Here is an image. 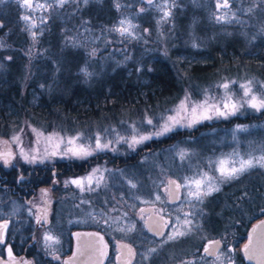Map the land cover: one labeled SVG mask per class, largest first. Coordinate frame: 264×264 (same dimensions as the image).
Here are the masks:
<instances>
[{
	"label": "rangeland",
	"instance_id": "rangeland-1",
	"mask_svg": "<svg viewBox=\"0 0 264 264\" xmlns=\"http://www.w3.org/2000/svg\"><path fill=\"white\" fill-rule=\"evenodd\" d=\"M55 1L57 2V0ZM75 1L77 0L70 2V7H72L69 10L71 19L69 25L59 23L45 28H42L44 26L34 28L21 25L19 28L11 27L5 30V41H0V45H2L0 46V70L2 63L15 62L23 72L21 80L24 86L30 80L28 74L31 71L32 62L36 60L35 73L40 80L46 81L50 86L49 88L47 85V91L55 97L62 96L69 91L67 81L73 79L71 78L74 73L72 66L77 60L67 59L69 56L66 51L57 53L51 46L54 41L66 45L67 39L72 42H81L69 35H72L73 32L78 34V30L81 28L79 26L82 24L88 26L85 27L86 30L82 32V35L90 45L81 43V47L77 48L78 43L71 44L79 52L83 50L81 57L86 58L89 64V68L86 67V69H91L81 74L83 76L82 81L91 76L95 80L96 77L108 74L110 66L114 64L123 65L124 62H132L133 66H140V61H143V58L147 56L145 55L146 52H159L164 58H170L172 55L169 53H172V50L179 52V50L193 47L195 41L189 39L188 35L201 32L202 36L208 34L207 37L209 38L219 39L231 28L229 27L230 21L229 23H216V17L225 14L224 9H217V0H213L212 7V0H200L203 3L206 2V5L187 3L189 8L184 12L189 16L190 21L186 23H182V16H178L176 12L172 11L175 7L172 6L173 0L170 2L157 0L159 1L158 5H161L158 6L156 1L155 5L143 11L144 13L134 9H122L120 12L121 20L130 21L133 27L129 29L131 34L121 35L114 30L121 27L120 22L116 24V28L111 23L109 25L97 24L96 19H93L92 16L95 15L94 12L87 11L89 8H84L86 4L83 0L78 4L79 9ZM95 1L103 4L104 1H109L115 5V2L119 0ZM191 1H194L193 3L198 2V0ZM88 2L93 3L94 0H88ZM177 3L179 2L175 0L176 6ZM162 9L170 10L172 13L166 22L162 19ZM125 10L133 14L131 18L126 15L128 13H122ZM64 12L65 14H52L54 15L53 18H65L66 11L64 10ZM95 12H99V10ZM108 13L110 17L105 15L107 20H112L113 16L114 20L118 17L116 11ZM193 13H197L198 17L192 21L191 15ZM261 15V12H258V16ZM135 16L145 20L152 16V21L158 22L159 25L149 24L143 27L134 20ZM191 23L194 25L190 27L196 33H191L189 28V32L186 29L181 30V32L174 30L175 25H178L179 28L182 24L189 26ZM111 25L113 26L111 27ZM137 25L141 27V31L138 33L137 28H135ZM238 26L240 28L251 27L249 22L246 23L245 21ZM252 26L259 27L256 24ZM72 28L73 31L69 32V29L72 30ZM10 30L11 40L7 36ZM33 33H35V38H33ZM61 34L66 35L67 39L63 38L64 35L59 38ZM1 38L2 34L0 33ZM124 41L129 44H124ZM200 43L207 44L206 41H200ZM59 48L60 46L56 51ZM35 55H41V57L34 59ZM178 56L180 57L177 58L179 67L184 54ZM48 61H51V64H47ZM238 64L231 68L220 69L214 77H204L205 79L201 80H196L195 76L189 73L178 72V80L180 84L182 82V86L179 92L173 96L165 97L151 105H137L132 109L128 108L122 111L114 110V107H111L107 112L100 113L99 116L101 117L99 118L92 116L84 119L68 118L58 115L57 111L54 110L50 117L44 119L37 113L21 112L17 119L0 123V134H5L16 155L28 162L50 164V162L64 161L73 165L71 170L69 168L66 190L64 194H59L58 200L62 203L59 204L60 211L79 216L86 221V224L89 223L90 219L92 220L93 214H97L101 218L113 217L115 233H122L125 238L129 236L138 243L133 264H147V262L143 263V260L149 258V251L153 254H165L163 255L167 258L165 260L172 259L176 257L172 255L181 249L178 250L177 247L166 252L165 248L182 236H176L174 239H169V236H172L176 231H185V228L188 229L191 225L174 226L167 230L163 237L161 236L162 239L145 234L134 235L137 234L134 229L140 227L135 226L134 218L129 214L136 212L139 205L145 204L144 202H157V196L162 199L164 195L161 183L169 178H174L183 185L186 178L199 179L201 174L205 172L209 176L219 177V173L215 170L216 165L211 162L229 157L238 160L239 158L248 159L264 156V109L258 111L250 107L246 103L250 97H245L244 89L241 88V85L251 81L252 94L258 98H264V75H261L259 71L254 70L248 64ZM100 69L105 74H100ZM175 70H177V66ZM7 74H2V78L3 75ZM225 83L229 85L227 89L222 87ZM186 95L190 97L187 102L189 110L187 112L179 111L178 114L179 105ZM228 97L231 99L229 100ZM206 99H208L209 105H216L220 111H231V109L223 107L224 103L236 104L237 110L233 114L221 116L211 107L207 109L198 108L196 116L193 117L191 108L203 103ZM169 116H175L180 123L173 126L171 131L156 136L155 133L162 129ZM202 116H210L211 118L203 119ZM148 119L152 120L151 125L147 123ZM194 120L195 122H193ZM140 135H151L152 138L130 146L132 138L134 136L139 138ZM69 140H74V143L69 144ZM98 140L101 145L107 144L108 147L97 149ZM80 147L91 154L76 156L71 151H67L70 148ZM122 160L123 163L120 164L115 162H122ZM97 169L98 171L94 172ZM89 175H92L93 178L90 183L85 181L83 190L70 183L71 180L82 179ZM216 183L220 191L204 197L202 205L197 206L204 210L203 225L210 226L208 221L211 207L208 199L212 198L213 194L218 197L225 194V197L235 198L237 203L246 200L248 207L258 205L260 210L264 208V168L259 165L247 170L237 179L223 182L217 180ZM133 184L136 187H132ZM157 186L160 187V193L159 189L154 191ZM187 193L188 189L181 187L180 202L191 198ZM222 202L226 201L223 200ZM220 207L222 208L216 213L226 207L225 203ZM255 208L248 210L250 215L246 219L252 217ZM74 211L81 213L76 214ZM127 212L129 213L126 214ZM114 215L119 216L116 218ZM173 217L174 220L183 219V222L185 218H189L177 214ZM126 218L127 221H124ZM77 219L75 217L70 218V222ZM227 219L230 220V218ZM120 221L125 222L126 225L120 224ZM103 222L107 223L108 219L104 218ZM225 224H227V220ZM210 231L207 229L198 233L194 236V241L202 240L201 238L207 236ZM153 249L155 251H152ZM160 250L164 251L161 252ZM123 259L127 260L128 257ZM165 260H160L157 264L163 263Z\"/></svg>",
	"mask_w": 264,
	"mask_h": 264
},
{
	"label": "flooded vegetation",
	"instance_id": "flooded-vegetation-1",
	"mask_svg": "<svg viewBox=\"0 0 264 264\" xmlns=\"http://www.w3.org/2000/svg\"><path fill=\"white\" fill-rule=\"evenodd\" d=\"M71 1L73 0H67L63 7H59L55 0H32L33 8L26 9L22 7L23 0H0V31L2 34L0 41H5V30L11 27L19 28L21 25L31 27L34 24V28L40 26L45 28L59 23L69 25ZM156 1L153 0L149 4L148 0H119L112 5V9L115 11L119 8L134 9L144 13L143 11L155 5ZM75 2L79 9L78 4L82 0ZM88 3L84 8H89L87 11L92 12L100 10L103 5L95 0L93 3ZM36 4H43L45 8H36ZM64 10L66 19L53 18L57 13L65 14ZM24 16L30 19L25 21ZM116 23V19L111 22L114 26ZM82 26L84 24L79 27ZM10 35L11 30L7 35L9 39ZM5 160L8 162L5 163ZM72 167L73 165L64 161L50 162V164L28 162L17 156L6 135L0 134V226L7 225V228L0 227V236L3 239V243H0V258L8 259L16 264H67L66 258L73 254L75 247L74 232L94 231L102 236L104 245H106L105 255L99 264H133L138 243L129 236L125 238L122 233H115L113 217L101 218L93 214L92 220L90 219L86 224V221L79 216L60 211L59 204L62 203L58 200L59 194H64L66 190ZM169 181H176L180 184L174 178L162 182L161 189L164 195L162 199L157 202H144L145 204H140L136 212L129 214L133 216L135 226L140 227L134 229L137 232L134 235L145 234L158 239L174 226L184 227L183 219L174 220L173 215L176 214L189 217L191 226L188 229L185 228L186 234L182 238L175 239L169 247L165 248L166 252L177 247L178 250L181 249L172 255L176 257L165 260L167 259L163 256L165 254H153L149 251V258H145L143 263L157 264L158 261L165 260L159 264H261L258 258L260 254L252 255L254 257L250 260L244 250L245 245L249 244V237L252 236L257 221L264 216L258 205L253 206L256 208L252 217L246 219L250 215L248 210L253 208L247 206L246 200L237 203L235 198L225 197V194H218L221 197L213 194V197L208 199L211 207L208 221L210 226H205L202 221L204 210L197 207L202 203L194 198L180 202L181 188L178 192L171 191ZM157 189L160 193L159 186L155 187L154 191ZM223 200L226 202H222ZM223 203L226 207L216 213L222 208L220 205ZM79 210L82 211V209ZM127 210L129 211V208ZM74 213L81 212L74 211ZM114 216L117 218L119 215ZM73 217L78 219L70 222V218ZM104 218L108 219L107 223L103 222ZM127 218L124 221H127ZM226 220L227 224H225ZM115 223L117 224V221ZM119 223L122 224L123 221ZM123 225L126 223L124 222ZM207 229L211 230L207 236L201 238L200 241H194V236ZM46 235L52 236L54 240L46 241L44 239ZM210 241H220L219 248L217 249L215 245L209 247ZM93 242L95 243V240ZM205 247H209L211 255L205 253ZM9 249H11V255H9ZM256 250H261L260 243L254 246V252ZM124 257L128 259L124 260ZM138 257L139 254L137 260Z\"/></svg>",
	"mask_w": 264,
	"mask_h": 264
},
{
	"label": "trees",
	"instance_id": "trees-1",
	"mask_svg": "<svg viewBox=\"0 0 264 264\" xmlns=\"http://www.w3.org/2000/svg\"><path fill=\"white\" fill-rule=\"evenodd\" d=\"M166 1L170 2L172 0ZM177 1L179 3H177V6L175 4L176 8L174 7L172 11L176 12L178 16H182V23L190 21L189 16L184 12L189 8L187 3L206 5V2L203 3L200 0L196 3L191 0ZM212 5L213 0L211 7ZM166 9H168L167 6ZM224 10L227 13L225 20L216 21V23H229L230 21L229 27L231 28L222 38H209L207 37L208 34L202 36L201 32L188 35L189 39L195 41L191 48L179 50L180 53L172 50V53H169L172 55L170 58H164L159 52H146L145 55L147 56L143 58V61H140V66L135 67L132 62H124V66L114 64L110 66L108 74L103 73L104 71L100 69L99 73L105 75L96 77L95 80L92 76L85 81L81 80L83 77L81 74L84 71L91 70L86 69V67L89 68V64L86 58L81 57L83 50L79 52L77 49L81 47V43L90 45L82 35V32L86 30L85 27L88 26L84 25L79 28L78 34L76 32H73L72 35L66 34L67 36H74V39L81 42H72L66 38V35H59V38L64 35L63 38L67 39V44H59L54 41L51 46L52 49L57 53L66 51L69 56L67 59L77 60L72 66L74 73L71 78L74 80L67 81L69 91L62 96L55 97L47 91L48 84L46 81L40 80L37 73H35L36 60L32 62L31 71L28 74L30 80L24 86L22 85L23 72L19 69L20 66L16 65L15 62L2 63L0 70V123L17 119L21 112L37 113L40 117L47 119L55 110L61 116L84 119L89 116L99 118L101 117L99 116L100 113L107 112L111 107H114V110L122 111L128 108L132 109L137 105H151L179 92L182 82L180 84L178 80V72L181 73V71L195 76L196 80H201L214 77L220 69L231 68L238 63H242L250 65L254 70L264 75V0H229V9ZM121 11L120 8L116 10L118 13L117 23L121 20ZM108 12H115L109 1L104 2L99 12H94L93 19H96L97 24L109 25L114 20V16L112 20H107L105 15L110 17ZM258 12H261L262 15L258 16ZM122 13H128L126 15L129 18L133 15L128 10ZM197 17V13H193L191 20L193 21ZM134 20L143 27L149 24L159 25L158 22L152 21V16L146 20L135 16ZM244 21L249 22L251 27H237L238 24H243ZM254 24L259 27L252 26ZM192 25L194 24L191 23L189 26L182 24L179 28L178 25H175L174 30L181 32V30H188L189 28L191 33H196L190 27ZM114 27L116 28V25ZM135 28H137V33L141 31L139 25ZM71 31H73V28L72 30L69 29V32ZM200 41H206L207 44H204L206 46L201 44ZM74 43H78L77 48L71 45ZM124 44L129 43L124 41ZM59 46L60 48L56 51ZM180 54H184V58L180 61L178 67L177 58H180L178 56ZM38 57H41V55H35L34 59ZM47 64H51V61H48ZM176 66L177 70H175ZM4 73L8 74L3 75L2 78ZM115 162L120 164L123 163V160L122 162Z\"/></svg>",
	"mask_w": 264,
	"mask_h": 264
},
{
	"label": "snow or ice",
	"instance_id": "snow-or-ice-1",
	"mask_svg": "<svg viewBox=\"0 0 264 264\" xmlns=\"http://www.w3.org/2000/svg\"><path fill=\"white\" fill-rule=\"evenodd\" d=\"M66 2H67V0H57L59 7H63ZM83 2L85 4H87L88 0H83ZM152 2H153V0H148L149 4H151ZM172 6H175V0H173ZM22 7L26 8V9L33 8L32 0H23ZM35 7L36 8H45V5L36 4ZM48 7H51V5H48ZM117 7L119 8V4H117ZM216 7H217V9H229V0H217ZM171 14L172 13L170 10H163L162 19L166 22V19L168 17H170ZM226 16H227V13H225L224 15L217 16L216 19H217V21H223V20H225ZM23 19L25 21H28L30 18L28 16H24ZM120 24H121V27L114 29L115 31L120 32L121 35H124L126 33L131 34L129 32V29L131 27H133V25H131L130 21L121 20ZM124 25H127V26L125 27ZM32 26L35 27L34 24ZM33 38H35V33H33ZM0 46H2V45H0ZM8 59H11V57H8ZM251 83L252 82L249 81L247 84L241 85V88L244 89V96L250 97L246 101V103L250 107L259 111L261 109H264V98H258L256 95L252 94ZM222 87L227 89L229 87V85L227 83H225L222 85ZM228 99L230 100L231 98L228 97ZM189 100H190V97L186 95L185 99L183 101H181V103L179 105L178 114H179V111L187 112L189 110L188 109V103H187ZM209 107H211L213 111H215L218 115H221V116L233 114L237 110L236 104L224 103L223 107L225 109H231V111L230 112L220 111L219 107H217L216 105H209L208 99H206L203 103L198 104L196 106H193L191 108V113H192L193 117H195L198 108L207 109ZM201 118L210 119L211 117L210 116H202ZM193 122H195V120ZM147 123L149 125H151L152 120L148 119ZM179 123H180V121L175 116H169L168 120L162 126V129L160 131L156 132L155 135L160 136V135H163L164 133L171 131L172 127L175 126L176 124H179ZM33 131H35V130H33ZM151 138H152L151 135H140L139 138L134 136L131 140L130 146L142 143L143 141L151 139ZM68 143L73 144L74 140H69ZM106 147H108L107 144L101 145L99 140L97 141V144H96L97 149H102V148H106ZM67 151H71L72 154L76 155V156H87V155L91 154L90 152H88L83 147L70 148ZM53 154H55V153H53ZM233 155H238V154H233ZM7 162L8 161L5 160V163H7ZM211 163H214L216 165L215 170L219 173V177L209 176L208 173L205 172V173L201 174L199 179L186 178L185 184H183V185L176 183V181H169V185L174 186L176 192H178L181 187L187 188L188 189L187 195L202 203L204 197L211 195L213 192L220 191V188L218 187V185L216 183L217 180H220L221 182H223V181H231V180L237 179L241 174H243L247 170H249V169H251L257 165L264 168V156H261L259 158L250 157L248 159L239 158L238 160L231 159V157H229V158L220 159L218 161L211 162ZM237 164H238V166H237ZM95 171H98V169L94 170V172ZM92 178H93L92 175H89L88 177H85L82 179L71 180L70 183L75 184L77 187H80L81 190H83V186H84L85 181H88L90 183ZM132 187H136V185L133 184ZM177 198H179V197L177 196ZM156 199L159 200L160 197L157 196ZM261 212H264V208L261 209ZM260 223H261V225H264V220H261ZM183 224L185 226L190 225L191 221L188 220L187 218H185ZM165 226H167V225L165 224ZM0 227L7 228V225L5 224V225L0 226ZM253 231H255V229H253ZM160 234H162V233H160ZM185 234L186 233L184 231H176L172 236H169V239H174L176 236H183ZM77 235L79 236L80 234H77ZM89 235H95V234H89ZM44 239L46 241H53L54 240V238L50 235H46ZM100 239H101V241L103 240L102 237ZM54 242H58V241H54ZM0 243H3L2 236H0ZM249 243H251V237H249ZM212 245H215L216 248L218 249L219 245H220V241H210L209 247H211ZM105 247H106V245H105ZM209 247H205L204 251H205V253L211 255L212 252H210ZM248 248H249V245L246 244L245 249H244L245 254L248 256V259L251 260L253 258V256L248 254ZM152 251H155V250L153 249ZM129 252H131V249H129ZM9 255H11V249H9ZM101 255H105V253L103 251H101Z\"/></svg>",
	"mask_w": 264,
	"mask_h": 264
},
{
	"label": "water",
	"instance_id": "water-1",
	"mask_svg": "<svg viewBox=\"0 0 264 264\" xmlns=\"http://www.w3.org/2000/svg\"><path fill=\"white\" fill-rule=\"evenodd\" d=\"M169 189L175 191L174 186L170 185ZM260 219L255 225V231L252 232L251 243H249L248 254L259 255L261 264H264V225H261ZM77 234H80L79 236ZM95 234V235H89ZM76 238L73 254L66 258L67 264H99L104 255H101V251L105 253L104 241H101V235L94 231H76L74 232ZM95 240V243L93 242ZM260 243L261 250L254 252V246H258ZM100 245V246H99ZM254 257V256H253ZM0 264H16L12 263L8 259L0 258Z\"/></svg>",
	"mask_w": 264,
	"mask_h": 264
}]
</instances>
